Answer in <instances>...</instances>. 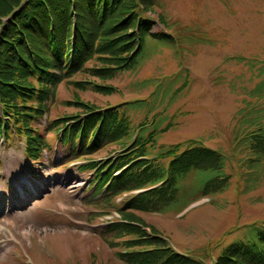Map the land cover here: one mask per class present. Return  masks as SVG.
<instances>
[{
    "label": "rangeland",
    "instance_id": "rangeland-1",
    "mask_svg": "<svg viewBox=\"0 0 264 264\" xmlns=\"http://www.w3.org/2000/svg\"><path fill=\"white\" fill-rule=\"evenodd\" d=\"M12 4L0 0V39L26 0L7 16ZM139 14L155 23L151 36L166 33L168 41L148 37L133 70L93 59L56 86L45 85V92H27L38 101L44 93L29 104L40 109L24 116L52 147L44 148L40 164L25 157L27 130L19 137L11 131L8 143L0 135V195L8 204L16 201L0 216V264H126L118 253L144 249L218 264L226 248L246 243L251 226L264 225V144L255 147L250 137L259 128L264 135V0H157ZM94 110L121 111L133 138L58 162L65 153L59 138ZM4 115L0 107V119L8 121ZM139 132L153 135L135 147ZM176 146L180 152L211 148L223 167L192 170L178 183L170 209L160 213L123 210L136 192L97 198L104 190L91 191L94 173L82 169L93 161H125V155L166 168L172 157L165 153ZM215 178L227 182L205 198V185ZM116 222L143 227L166 245L129 250L125 242L140 236L107 228Z\"/></svg>",
    "mask_w": 264,
    "mask_h": 264
},
{
    "label": "trees",
    "instance_id": "trees-1",
    "mask_svg": "<svg viewBox=\"0 0 264 264\" xmlns=\"http://www.w3.org/2000/svg\"><path fill=\"white\" fill-rule=\"evenodd\" d=\"M7 1L14 4L10 6L8 16L19 7L22 0ZM156 1L26 0L20 14H14L0 39V107L1 113L8 116L4 115L8 121L0 119V134H4L6 140H9L11 131L17 134L27 130L24 132L25 137L23 136L27 144V154L31 158L39 159L47 142L42 140L40 134L33 132L36 130L26 124L30 122H26L24 116L28 110L35 112L40 109L29 104L42 101L44 93L38 101L27 92H45V85L56 86L64 78L82 71L93 59L115 66L114 70H133L138 66L148 37L161 42L168 41L166 33L151 36L149 31L155 23L149 18H141L139 14L140 8L143 10V7H154ZM4 9L2 7L1 11ZM137 25L138 34H134L133 30ZM35 84L41 85L40 90ZM124 117L121 111L118 114L115 110H94L85 120L72 122L63 134L65 140L75 139L74 143L68 142L72 158L93 153L96 148L109 142L122 139L128 142L132 139L133 132ZM31 118H35L34 113ZM27 125L30 127L25 129ZM250 137L253 146L264 144V135L260 128L250 133ZM140 138L148 140L147 136H142L139 132L134 137L133 146H142L139 143ZM178 150L179 146H176L166 151L165 155L172 157L166 168H158L156 164L154 166L146 163V160L139 161V156L125 155V161L118 159L115 164L106 166L93 161L82 166V169L95 172L92 185L97 184L98 193L104 190L103 199L144 188L151 189L133 197L124 205L123 210L149 213L153 209L152 211L160 213L169 208L176 197L178 183L185 180L192 170H221L223 167L221 154L211 148L195 146L182 152ZM226 182L224 178L210 180L205 185L203 196L208 197L215 189L220 190ZM158 185L160 186L157 187ZM107 228L125 235L140 236L125 242L129 250L141 244L151 246L152 242V246L158 243L166 245L161 238H155L154 234L149 235L140 226L117 225L116 222ZM122 229L125 231L120 232ZM155 239L157 240L154 241ZM245 242L240 245L233 243L226 248L219 256L218 264H244L242 261L246 264H264V225L251 226ZM146 250L121 252L118 256L126 264H200V261L193 263L194 260L190 257L175 253L171 249L154 253Z\"/></svg>",
    "mask_w": 264,
    "mask_h": 264
}]
</instances>
